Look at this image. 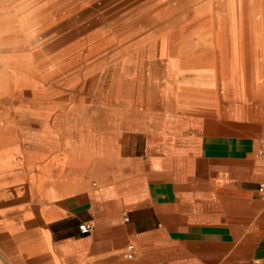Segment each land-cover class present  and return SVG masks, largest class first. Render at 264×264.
Segmentation results:
<instances>
[{
    "label": "crops",
    "instance_id": "1",
    "mask_svg": "<svg viewBox=\"0 0 264 264\" xmlns=\"http://www.w3.org/2000/svg\"><path fill=\"white\" fill-rule=\"evenodd\" d=\"M224 85L112 98L75 138L5 131L22 187L0 195V264H264V88Z\"/></svg>",
    "mask_w": 264,
    "mask_h": 264
},
{
    "label": "rangeland",
    "instance_id": "2",
    "mask_svg": "<svg viewBox=\"0 0 264 264\" xmlns=\"http://www.w3.org/2000/svg\"><path fill=\"white\" fill-rule=\"evenodd\" d=\"M262 1L264 0H0V59L9 58L10 63L13 61L17 74L25 77L20 82L21 85H11L0 60V85H4L0 90V116L13 120V127L9 131H23L26 136L32 137L35 131H40L42 138L48 137L49 131L60 127L61 130H69L75 138L78 130L101 125V107L103 103H115L110 100L112 98L149 95L155 107L160 96V86L169 81L163 71L164 60L159 56V44L163 36H170L174 44L179 43V37H183V41L187 40L191 38L192 31L205 28L203 23L196 21V17L210 16L212 12L226 16L228 5L233 3L234 7L241 4L245 17L254 8L252 6H256L255 11L261 24V19L264 18ZM162 5L168 11L161 18L155 22L145 20L153 9ZM244 26L250 34V28ZM258 27L263 30L262 26ZM105 35L109 42L100 53L87 59L78 56L68 68L57 69L67 51H76L85 46L90 37L96 39ZM183 50H193V47L185 44ZM249 50V45L243 48L244 58L249 55ZM247 58L244 66L249 73L252 64L248 62L250 56ZM33 80L40 85L35 93L31 85ZM81 98L88 99L89 106L84 111H65L64 104L67 100L76 104ZM46 106L53 108L52 120L48 125L28 120L27 114L31 116L34 108ZM22 107L25 112L21 114L25 118L18 112ZM57 136L61 137V134L57 133ZM60 137L57 138L58 146L63 140ZM30 140L28 138L26 142ZM45 140L48 141L47 138ZM13 147L18 152L22 149L19 144ZM24 147L28 150L32 145L25 143ZM20 187L22 186L14 183L4 193L15 196ZM5 241L4 232L0 229V258L7 250Z\"/></svg>",
    "mask_w": 264,
    "mask_h": 264
},
{
    "label": "bare ground",
    "instance_id": "3",
    "mask_svg": "<svg viewBox=\"0 0 264 264\" xmlns=\"http://www.w3.org/2000/svg\"><path fill=\"white\" fill-rule=\"evenodd\" d=\"M261 5L264 6V1L261 2ZM164 6H158L153 9L151 14L147 18L145 17V20L148 19L149 22L157 21L161 18L162 14L168 11ZM252 7L254 8L246 17L241 11V4H239L238 7H234V3L228 5L226 16L216 12H212V15L206 17L198 16L196 17V21H198V23H203L205 28H199L198 30L192 31V33H190L191 38H188L187 40L183 41V37H179V39L177 38L179 43L176 44L173 43L170 36H163L159 44V56L164 60L163 62L165 64L163 71L169 81L163 86H160L161 89L159 90V98H164V96L168 95L181 96L183 94H196L201 92V89L208 88L214 84H219L221 87L223 86L222 88L224 91L226 88L224 83H232L231 86L233 93L240 96L250 85L256 92L259 88H264V18L261 19V24H259V19L257 18V13L255 11L256 6ZM244 25H246L247 28H250V34L246 32ZM258 26H262L263 30H259ZM248 37L250 38L248 39ZM108 42L109 39L106 35L96 39L90 37L86 41L85 46L80 47L76 51H67L64 59L59 62L57 69L63 70L68 68L73 61L77 60L78 56L85 57L87 59L97 55L106 47ZM185 44L192 45L193 50H183ZM248 45L250 47V50L248 51L249 55L244 58L243 48L248 47ZM197 47H200V49H197ZM249 56L250 60H248V62L250 61L252 66L249 68L250 72L248 73V69L244 66V63ZM0 60L4 66L3 71L5 72V75H8L11 85L14 84L15 87L21 85L20 82H23L25 77L17 74L15 66L12 63L13 61L11 60V64L9 62V58L7 60L6 58H2ZM31 85L34 93L38 92L40 88L39 83L33 80ZM3 87L4 85L1 84L0 90ZM41 109H43V111H41ZM41 109L34 108L31 113L32 117L28 113L27 118L34 123L38 121V123L40 122L43 125H48V123L52 120L51 113L53 108L46 106V108ZM23 111V107L18 111L20 112V116H23V114H21ZM23 117L25 118V116ZM12 121L13 120L5 119L3 116H0V195L6 190L7 185L13 182L10 178L8 179L9 174L17 172L14 170V164H16L15 154L18 150L16 147L11 145V140L13 139L11 133L5 132L9 131V129L13 127ZM82 140L83 137L78 138L77 143L72 146L71 150L78 149Z\"/></svg>",
    "mask_w": 264,
    "mask_h": 264
},
{
    "label": "built area",
    "instance_id": "4",
    "mask_svg": "<svg viewBox=\"0 0 264 264\" xmlns=\"http://www.w3.org/2000/svg\"><path fill=\"white\" fill-rule=\"evenodd\" d=\"M263 189H264V185L262 184L260 187V190H263ZM92 228H93V225L90 222H84L83 224L80 225V230L83 233L90 232L92 230ZM129 247L131 250L134 248L133 245H130ZM130 255H131V253H130Z\"/></svg>",
    "mask_w": 264,
    "mask_h": 264
}]
</instances>
